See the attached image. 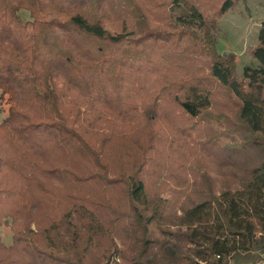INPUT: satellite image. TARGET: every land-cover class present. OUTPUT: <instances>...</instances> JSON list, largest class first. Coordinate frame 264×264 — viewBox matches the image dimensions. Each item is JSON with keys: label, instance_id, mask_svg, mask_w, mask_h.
<instances>
[{"label": "trees", "instance_id": "trees-1", "mask_svg": "<svg viewBox=\"0 0 264 264\" xmlns=\"http://www.w3.org/2000/svg\"><path fill=\"white\" fill-rule=\"evenodd\" d=\"M237 2L0 0V226L13 230L0 264L263 259L264 22L257 65L239 75L217 50ZM219 132L241 140L232 155ZM162 142L178 162L162 166ZM252 150L239 182L167 213L161 167L188 179L184 157L218 165Z\"/></svg>", "mask_w": 264, "mask_h": 264}, {"label": "rangeland", "instance_id": "rangeland-1", "mask_svg": "<svg viewBox=\"0 0 264 264\" xmlns=\"http://www.w3.org/2000/svg\"><path fill=\"white\" fill-rule=\"evenodd\" d=\"M17 14L24 21L30 20L29 11H17ZM264 22V0H238L236 7L225 14L219 20L218 28V42L217 50L221 54L232 53L236 57L237 72L239 75L243 73L246 66H256L257 62L251 55V49L258 43L259 30ZM6 96L1 99L0 90V121L8 115V104L6 103ZM194 122V121H191ZM221 132H226L220 129L219 126H214ZM218 133V141L224 144L228 153L232 155L236 152L241 140L237 137H229ZM205 135V134H204ZM205 137H207L205 135ZM162 150L159 158L162 166L178 162V158L182 155L176 145H168L167 142L161 143ZM190 152V149H187ZM241 151V150H239ZM257 159V150L242 151L238 155L233 156V162L219 163L218 165L207 162L202 165L199 161L191 164L189 160L184 157L183 161L187 167L189 174L188 179L173 178L165 174V169H160L162 178L167 180V185L164 187L163 196L168 200L166 211L169 215L176 216L181 214V208L188 205L190 199H196L199 196L198 191H201L207 185L215 189L239 182L245 173V167L250 165ZM195 167L199 168L201 177L204 182L200 187H195L194 178L199 173L195 171ZM194 170V171H193ZM192 172V173H191ZM195 175H194V174ZM200 193V192H199ZM0 237L2 242L6 245L13 243V230L11 228V221L0 226ZM257 264V263H253Z\"/></svg>", "mask_w": 264, "mask_h": 264}, {"label": "crops", "instance_id": "crops-1", "mask_svg": "<svg viewBox=\"0 0 264 264\" xmlns=\"http://www.w3.org/2000/svg\"><path fill=\"white\" fill-rule=\"evenodd\" d=\"M257 264H264V256H263V259L259 262H257Z\"/></svg>", "mask_w": 264, "mask_h": 264}]
</instances>
